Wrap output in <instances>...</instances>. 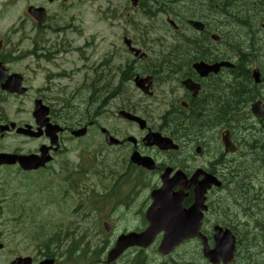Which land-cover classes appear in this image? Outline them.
<instances>
[{"label": "flooded vegetation", "instance_id": "1", "mask_svg": "<svg viewBox=\"0 0 264 264\" xmlns=\"http://www.w3.org/2000/svg\"><path fill=\"white\" fill-rule=\"evenodd\" d=\"M112 1H91L100 5L98 20L106 23V28L94 30L90 40L80 45L74 37L81 27H76L75 33L70 22L67 33L63 26L50 22L46 2L54 4L58 0H37L27 4L22 9L24 23L15 12L13 21L0 31V75H21L26 87L23 95L0 87V123L14 122L15 128L7 134L34 142L32 149L14 148L11 152L38 154L40 148L49 147L45 155L50 154L52 165L61 167L65 182L59 211L64 214L63 219L68 188L74 187L76 192L69 229L60 221L52 227L48 239L37 245L31 236L24 235V229L20 231L24 219L30 222L35 217L25 214V201L15 196L16 215H0V264H38L44 259H52L54 264H80L81 239L76 234L80 228L82 193L77 189L82 190L81 169L78 164L70 167L67 160L59 159L74 148V145L69 148L67 145L77 141L75 131L85 129V135L79 138H93L99 159L110 160L109 174L113 179L107 187L110 201L123 208L136 199L134 192L138 188L148 193L142 201V206L147 208L151 202L150 193L160 187L161 174L167 169L168 177L184 176V183L177 179L172 190L182 189V206L188 208L194 200L195 182L201 181L204 175H212L220 184L212 185L205 199L207 210L200 230L207 240L212 238L215 225H234L230 215L216 212L219 198L216 199L215 195L232 185L246 183V179L239 177L241 172L250 175L256 167L264 171V115L255 118L251 114L258 107L264 111V8H260L264 0L260 3L258 0H241L242 4L235 0L231 3L233 8L227 7V0H187L189 15L202 28L189 26L186 29L187 71L173 75H142L146 61L133 58L123 39L129 37L132 44L141 49L145 45L144 36L138 29V34H131L132 37L126 31L116 37L113 27L115 24L123 26V19L120 14L114 15ZM17 2L0 0V18L12 12L13 7L16 11ZM30 5L45 9L44 22L39 23L26 14ZM124 15L125 21L133 22L128 9ZM144 33L146 35V31ZM117 40L122 43L117 50L124 51L125 59L115 65ZM179 60V56L174 57L176 63ZM228 60L234 62L232 68L220 66L206 75H198L193 68L200 61L211 65ZM23 62L24 67L20 68ZM87 63L90 64L85 65ZM5 80L0 79V85ZM27 95L28 119L12 120L3 114L10 100L14 105L18 97ZM36 104L45 107L49 122L60 128L56 150L50 146V137L45 132L37 137L16 133L18 126L37 128L33 114ZM120 111L140 120L122 118ZM242 111L247 113L242 114ZM106 133L116 139L117 144H107ZM151 133L169 139L170 146L161 149L148 144L146 137ZM258 149L260 153H256ZM1 151L6 149L0 144ZM133 155L140 162L132 158ZM250 157L254 158L256 167ZM142 158L150 161L145 162ZM11 169L20 170L17 165ZM255 182L257 180L253 179L252 184ZM131 185L134 191L130 190ZM217 215L219 217L215 218ZM2 220L12 223L10 233L5 225H1ZM73 224L74 230H71ZM146 226L144 222L141 230ZM186 242L192 246L200 243L198 239L182 243ZM194 252L193 247L186 249V257L176 252L163 257V262L158 264H179L182 261L193 264ZM20 257L28 260L19 262Z\"/></svg>", "mask_w": 264, "mask_h": 264}, {"label": "rangeland", "instance_id": "2", "mask_svg": "<svg viewBox=\"0 0 264 264\" xmlns=\"http://www.w3.org/2000/svg\"><path fill=\"white\" fill-rule=\"evenodd\" d=\"M37 0H18L17 4H16V11H14V7L12 8V12H8V15H2V18H0V31H2L7 25H9L13 19H14V13L16 12L20 18V21H22L24 23V20L21 18L22 17V9L24 8V6H26L29 3H33ZM92 0H67L65 4L62 5H56L54 4H50L46 2L47 5V9L49 11V16H50V22L53 24H58L60 26H63L65 31H69L68 29V23L71 22L72 25V30L77 33V28L76 27H81L78 30V34L74 37V39L77 41V45H80V43L86 41V40H90V37L92 35V33L94 32V30L99 31L98 29H105L106 28V23H103L101 21H99L98 19L100 18V16L98 14L100 10V5L96 4H92L91 3ZM239 2H241V4L243 2H245V0H243V2L240 0ZM238 2V3H239ZM150 3V2H149ZM144 2V4H149ZM184 2H180L179 4H177L176 6L181 7L183 6ZM231 3H235V0H228L227 1V7L229 6V4ZM106 5H103L102 7H104ZM64 7V8H63ZM112 7L115 9L116 12H114V15H118L120 14L119 17H121L123 19V21L121 19H117L122 21V24H115L113 27V31L115 32V35L117 37V35H120L121 31H126L128 32L130 35L131 34H135L137 35L138 32L141 30L142 36H144L145 40V45H144V51L148 48L151 47V43L153 41H155V39H158L161 37V32L156 31L155 27H157L156 23L162 22L163 25V34L164 35H170L171 34V29L169 28V26L165 25V15H160V14H155L153 16H148L147 14H145L143 11H141L140 9H131V6L129 4V2H127L126 0H113L112 1ZM226 7V8H227ZM244 7V4H243ZM233 8V7H232ZM260 8H264V5H260ZM128 9L130 11V15L133 19V22H128L125 21V10ZM165 13V11H164ZM28 23V22H25ZM110 26V25H109ZM140 29V30H138ZM145 29H147V35H144V31ZM153 29V30H152ZM71 30V29H70ZM164 30L167 31L164 33ZM232 32H234L232 30ZM167 35V36H168ZM132 37V35H131ZM167 41H173L172 38L168 37L166 38ZM122 46V43L120 42V40L116 41L115 43V49H116V57H115V65H118L120 62L123 61V59H125V55H124V51L121 50H117ZM143 50V49H142ZM156 50V48H152V56H154V51ZM148 50H146L147 52ZM24 63L23 62L20 65L21 67H24ZM90 63H87L85 65H89ZM84 65V66H85ZM26 76L27 72H26ZM29 97L24 96V97H18V101L16 104L12 105L13 101L10 100L8 102V106L5 107V112H3L4 115H7L10 119L12 120H26L29 118L30 116V108H29ZM242 114H245L247 112L242 111ZM2 114V113H1ZM33 141H28L25 138L22 137H16L13 134H8L6 135V137H4L3 139L0 140V144L1 146L8 150L11 151L14 148H20L22 150H29L33 148ZM75 144V142L73 143ZM73 144H70L71 146L67 145L68 148L72 147ZM35 145V144H34ZM81 146L83 147L84 145H79L76 144L75 148L71 149V153L68 154L66 157H59L63 158L65 160L68 161V163L70 164V167H74L76 166V164H82V167L84 169L91 167V163L93 162V158L92 156L89 154V149H94V146H87L89 149L87 148H81ZM78 147H80L81 149L79 150ZM79 150V151H78ZM75 151H78L77 154H74ZM261 151L258 149L256 151V153H260ZM253 156V155H251ZM105 165H106V171L109 170L110 167V160L109 159H105ZM78 167V166H77ZM95 167V166H93ZM53 171H43L42 172H33V176L29 177L27 182L28 183H34V184H40L38 186H34L35 190L38 191H42L44 188L46 187H50V189H52L54 192H56L57 188H63L64 184L63 182L60 183V176L59 173L56 172V168L54 170V168L52 167ZM9 170V169H8ZM0 171V215L4 216V217H9V216H13L16 215V208L13 206V201L15 200V195H18V198L20 200H24V199H28V202L32 201L34 198H36V193L33 191H26L25 188L22 185V180L23 177L19 176L18 173L14 170L11 169L9 171ZM79 177H80V182H86L88 183V189L92 188V190H84L83 192V198H84V203H83V208L87 207L90 203V201L95 202L96 199H98L101 195H104L107 190L109 191L108 185L112 182V176L111 174H108L105 177H98V176H90L92 173L90 171H83L82 173H79ZM261 176V174H260ZM43 178V179H42ZM45 184V185H44ZM83 184H82V190H83ZM249 183L246 180V183L242 186H239V189L241 190H245L246 188H248ZM33 188H31L32 190ZM86 189V188H85ZM37 191V195L39 194V192ZM45 192V191H44ZM78 193H82L81 190L77 189ZM15 193V194H14ZM251 192L250 190H247V194L249 195ZM47 194V192L45 193ZM76 192L75 190H71L70 192H68V195L70 197V199L67 200L66 206L63 208V211L65 212V214L67 212H69L71 210V206L74 203L75 199L74 196ZM87 194H89L90 198H85V196H87ZM262 195L264 197V191L262 192ZM146 196V190H141L138 194L137 197V202L136 205L138 208H142V201H143V197ZM40 198H42V200H40L39 202H35L34 204L40 205V210L37 211V213H35L36 216L34 221L32 219H30V222L28 220L24 219V223L21 224L22 229L20 230L21 232L24 229V235L26 236H31L36 245L40 242V241H46L48 239V236L51 235L52 233V227L54 225H57L58 223H60V221H62L64 227H67L68 225V220L70 219V215L67 216L65 215V218H62V213L59 212V209L56 207V205L48 200H45L44 197L39 196ZM240 201V199H239ZM106 204V205H105ZM98 205L102 208V215L108 213L112 207L115 205L112 203V201H110V198L104 199V201H99ZM243 205H241L242 207ZM240 207H235L233 209V212L235 213V215H237V221L241 222L243 221L242 218L240 217L239 213H240ZM243 208V207H242ZM135 210V208H134ZM255 211V209H253ZM116 214L118 212V209L115 210ZM258 213H255V215ZM24 215V214H23ZM111 216V220H114V216L116 215H110ZM137 217L136 219H134L132 222L130 223H125L122 222L119 226L120 229H132L135 227H138L139 225H141V218L143 216V211L139 213V215L137 214V212H132V217ZM255 217V216H254ZM46 218V219H44ZM94 215L92 214L90 216V218L84 222L82 224L83 228L86 227L88 229V231H85L83 233V231L81 230L79 233L76 234V237L79 238L81 236V234H83V243H87L89 248H85L86 250H88L87 252V256H90L92 253V259L93 261L95 260V257H99V261L101 263H105V257H106V252L107 250L112 246V238H107L104 239V235L101 234L99 235L95 228L90 227L93 225L94 223ZM44 223V224H43ZM49 223V225H48ZM34 225V226H31ZM116 226V223H114ZM1 225H5L7 227V231L10 233L11 232V227L12 223L10 221H6V220H2ZM97 226V225H96ZM111 226V224H110ZM74 230V226L73 229ZM251 237L247 238L245 236L244 233H240V240L242 243V247L244 248L241 255V259H238V264H245L247 262H249V258L247 255H251L254 254L258 251V249L255 246L250 247L249 249H245L247 247V243L251 242L252 237L254 235H256V242L257 244H261L262 246H264V239L261 240L262 237H259V234L254 233H250ZM82 239V238H81ZM191 248V247H189ZM188 248V249H189ZM92 249V250H90ZM184 250H180L177 253H183ZM134 257V254L130 253L127 258H132ZM153 258V256H152ZM182 257L179 256V260L182 261ZM91 260V258L89 260H85L83 257L80 260V264H89V261ZM118 260V259H117ZM122 260V259H121ZM119 261L117 264H123V260ZM155 261V260H154ZM161 261V259H160ZM194 264H206V262L204 260H202L200 257L198 258V256H194L193 259ZM179 264H184V261H182L181 263L178 262ZM249 263H253V264H264L262 262V260L260 259H254L252 258L250 260Z\"/></svg>", "mask_w": 264, "mask_h": 264}, {"label": "water", "instance_id": "3", "mask_svg": "<svg viewBox=\"0 0 264 264\" xmlns=\"http://www.w3.org/2000/svg\"><path fill=\"white\" fill-rule=\"evenodd\" d=\"M132 5H136L137 0H131ZM33 16H35L39 21L42 19L41 9H29ZM39 12V13H38ZM195 26H199L196 25ZM134 50V49H131ZM220 65L230 66L228 62H223L215 65H204L198 64L196 69L200 72V74H206L210 70H217ZM3 75H0V78ZM16 77L11 76L7 80L6 88L11 91L23 92V89L19 88V79L14 81L11 78ZM254 113L259 116L264 114L263 111H260L258 108L254 109ZM46 114V112H44ZM37 117L38 113H37ZM47 118H44L42 122H40V126L43 124L46 125V133L51 137V142H56L54 133L57 131V128L47 123ZM10 127H14V124H10ZM9 129L8 125H0V133ZM30 127L26 126L25 128H18V133L24 134H32L38 135V133L30 132ZM49 160V157L41 155H25L19 156L11 153H0V165L1 164H13L18 162L20 167L23 169H36L40 166H43L46 161ZM175 203V202H174ZM174 203L165 204L162 209H156L155 206H151L146 213V219L149 221V227L141 232V233H129L127 235L120 236L116 242L114 247L107 254V261L113 260L117 258L122 251L131 245H139V246H147L151 241L153 236L159 232L164 231L163 239L159 246V251L166 254L172 250V248L178 244L181 240L191 236H200L198 232L199 223H197L196 218H193L191 212H188L187 218H182L180 216L174 218L169 217L172 210L175 207ZM178 205H176L177 207ZM188 219L187 222H183ZM215 245L212 249H208L205 247L204 255L209 259L211 263H218L221 259L223 264H228L232 260V256L235 250V241L233 236L229 233V231H222L221 229H216V234L214 236ZM41 264H52L51 261H43Z\"/></svg>", "mask_w": 264, "mask_h": 264}, {"label": "trees", "instance_id": "4", "mask_svg": "<svg viewBox=\"0 0 264 264\" xmlns=\"http://www.w3.org/2000/svg\"><path fill=\"white\" fill-rule=\"evenodd\" d=\"M170 2L171 3H173V4H175V5H177V0H170ZM258 2L260 3V0H258ZM147 7V6H146ZM231 7H234L233 5H229L228 6V8H231ZM231 17H233V14L231 15ZM235 24H236V22H235ZM236 26H237V24H236ZM236 26H235V28H236ZM235 28H234V30H235ZM229 43L230 44H233L234 43V41H229ZM182 48V47H181ZM180 46L179 45H177V46H174L173 48H172V50H171V48H169V51H168V53L165 51V53L167 54V55H169V54H171L172 53V51L173 52H175V51H179L180 49ZM170 59H168V58H165L164 60H163V66L164 67H168V66H170ZM162 66V67H163ZM256 206H257V213L258 214H256V215H250L252 218H250L249 219V222L248 223H245V224H243L242 225V230H244V234H245V236L247 237V238H250L251 237V235H250V233H256V234H259V237H262L261 238V240L262 239H264V197H262L261 195H260V197H259V200H258V202L256 203ZM255 216V217H254ZM86 227H84L83 228V231L85 232L86 231ZM250 231H253V232H250ZM256 242V235H254L253 237H252V240H251V242H250V246L252 247V246H256V244L257 243H255ZM242 244V243H241ZM87 246L86 245H84V247H83V258L87 261V260H89L90 258H91V260L89 261V264H95L96 262H98L99 261V257H95V261H93V259H92V256L90 255V256H87L86 254H87V251H86V248ZM87 248H89V246L87 247ZM256 254H258V256L256 257ZM262 255V251H260V252H256V253H254V254H251V255H247L248 256V258H249V262H250V260L252 259V258H254V259H263L264 257H260ZM241 257V255H239L238 256V259H241L240 258ZM249 262H248V264H249ZM263 263H264V260H263Z\"/></svg>", "mask_w": 264, "mask_h": 264}, {"label": "bare ground", "instance_id": "5", "mask_svg": "<svg viewBox=\"0 0 264 264\" xmlns=\"http://www.w3.org/2000/svg\"><path fill=\"white\" fill-rule=\"evenodd\" d=\"M258 2V1H257ZM240 17H241V15H240Z\"/></svg>", "mask_w": 264, "mask_h": 264}]
</instances>
